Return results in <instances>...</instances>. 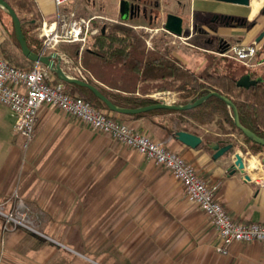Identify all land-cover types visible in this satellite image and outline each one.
Here are the masks:
<instances>
[{"label": "crops", "instance_id": "0c3cea01", "mask_svg": "<svg viewBox=\"0 0 264 264\" xmlns=\"http://www.w3.org/2000/svg\"><path fill=\"white\" fill-rule=\"evenodd\" d=\"M105 1L68 0L64 6L76 12L84 8L90 10L89 15L120 22L118 0L114 9ZM175 1L170 0L169 4L184 8V13L171 12L182 16L183 24L187 20L182 35L189 36L190 40L196 39V43H191L201 48L216 49L213 45L215 40L217 44L221 41L252 43L264 27V0H250L248 6L210 0ZM34 2L41 22L55 18L54 0ZM223 6H227V11L222 9ZM230 6L236 8L231 10ZM196 10L200 14L209 13L211 17L227 15L232 18L223 19L226 21L213 18L208 23L206 16L194 15ZM140 16L128 21L142 18L151 22ZM4 32L0 25V42L6 37ZM197 51L203 54L199 66L191 56L188 64L179 60L177 49L172 54L184 66L199 71L206 62L205 52L208 51ZM256 59H263V54ZM150 95L147 94L151 98ZM174 101L176 103V98ZM43 107L38 111L34 139L30 145L36 159L27 162L30 168L41 170L34 181L22 184L21 192L26 198L36 200V215L43 217L39 231L44 234L37 232L36 255L33 259H23V262L57 264L58 259L54 255L58 245L77 255L66 262L62 259L64 264H264V241H236L230 244L228 253H218L215 247L219 241L212 222L202 210L189 206L181 183L167 172L169 170L159 167L137 151L128 150L130 147L122 143L106 145L103 137L75 117L46 112ZM167 115L170 114L122 117L135 125H146L156 140L192 163L197 174L214 188L215 199L234 221L264 223V184L259 183L264 180V149L253 155L250 151L241 152L238 145L243 144L242 136L234 132L225 133L214 123L189 127L193 131L188 132L200 136L201 140L207 134L230 135L238 143L234 145V152L244 156L250 176V180H244L240 172L230 173L231 155L214 159L213 152L200 147L201 143L191 148L176 140L162 126L163 117ZM6 117L11 118L12 115L2 105L0 124L5 122L12 128L13 117L12 124L6 121ZM228 128L223 123L222 129ZM215 144L225 145L214 142L210 145L212 150ZM17 149L18 146H10L7 139L0 137L1 195L9 191L6 180L10 167L14 165L12 157ZM252 159L255 167L250 169ZM16 174L19 175L18 172ZM121 186L127 191H122ZM91 188L98 190L93 194L90 193ZM105 199L129 201L128 223L121 224V210L118 208L112 212L116 223L106 224L103 204L95 206L98 200ZM78 232L80 236L76 238L74 233ZM23 236L19 230L9 233L7 246Z\"/></svg>", "mask_w": 264, "mask_h": 264}, {"label": "trees", "instance_id": "16d2710c", "mask_svg": "<svg viewBox=\"0 0 264 264\" xmlns=\"http://www.w3.org/2000/svg\"><path fill=\"white\" fill-rule=\"evenodd\" d=\"M15 11L21 22V29L27 46L35 53L40 52L41 39L37 32L41 18L36 10L34 0H5ZM158 17L155 23H159ZM0 25L7 34L8 41L0 45V52L5 59L17 67L34 65L20 50L15 38L10 16L0 8ZM8 42V43H7ZM223 42V41H221ZM220 42V44H221ZM79 43L61 44L60 50L73 59L78 58ZM206 62L199 71L184 66L172 54L167 45L147 44L146 34L136 27L124 22H115L100 27L97 34L91 36L88 45L80 53L84 68L92 78L88 82L98 88L113 104L123 108H138L155 103L147 96L148 93L172 91L175 93L177 104L194 102L198 98L216 91L228 97L236 106L240 123L264 138V88L257 85L244 88L236 85L235 77L217 71L224 59L211 52L205 53ZM29 69V68H28ZM57 83L65 82L58 79ZM69 84V83H66ZM82 98L97 109L109 110L88 88L76 84ZM145 114H170L163 117L162 126L175 135L178 130L193 131L189 127L214 123L223 132H234L241 135L243 144L238 145L240 151H250L257 154L264 149L247 136L243 135L232 120L231 110L224 101L211 95L201 104L186 110L151 109L135 114H121L136 118ZM223 123L229 128L222 129ZM238 143L230 135L220 137L207 134L200 147L211 151L212 143Z\"/></svg>", "mask_w": 264, "mask_h": 264}, {"label": "built area", "instance_id": "2783aa9c", "mask_svg": "<svg viewBox=\"0 0 264 264\" xmlns=\"http://www.w3.org/2000/svg\"><path fill=\"white\" fill-rule=\"evenodd\" d=\"M67 2L68 0H54L55 18L41 22L37 32L41 39L40 53L57 52L61 65L67 69L66 71L69 70L74 76L88 81L92 76L82 65L80 53L87 46L88 39L98 33L99 27L94 24L96 19L101 17L77 15L75 10L64 6ZM160 29L165 31L163 27ZM173 36L186 43L184 40L187 38L183 35ZM68 43H79L77 59L59 50L60 44ZM190 45L194 47L193 44ZM258 47L255 41L252 43L221 42L216 49L203 50L249 66L254 62ZM48 71L40 63H34V66L29 69L17 67L10 64L0 52V104L12 115L13 130L21 136L23 149H28L33 142L34 126L39 109L43 106L56 108L81 120L91 128L111 136L169 170L181 183L188 200L202 210L212 222L219 241L215 247L218 253H228L230 244L236 241H264V223L234 221L215 199L214 188L197 174L192 163L147 134L138 132L126 123L119 122L101 110L95 109L81 96L67 92L62 83L49 82ZM161 93H165V96L169 95L170 101L174 102L173 96L168 92H157L150 96L153 100L166 99L161 97ZM259 183L264 184V180ZM0 214L5 217L6 223L12 222L14 226L31 229L19 204L14 210L0 211Z\"/></svg>", "mask_w": 264, "mask_h": 264}, {"label": "rangeland", "instance_id": "374dc122", "mask_svg": "<svg viewBox=\"0 0 264 264\" xmlns=\"http://www.w3.org/2000/svg\"><path fill=\"white\" fill-rule=\"evenodd\" d=\"M106 1H107V3H105V4L109 5L110 7H113V9L115 8L116 0H106ZM151 1H153V0H149L150 3H151ZM159 3H160V10H159L160 22L159 23H155V21H152V23H148V21L141 20L142 18L138 19V21L140 23H137L138 21H126V23L136 27L137 29L143 31L146 34V38L148 41L147 44L149 47L153 43H157L160 45L164 43L165 45L170 47V49L172 51H174L176 49L178 50L176 56L179 60L188 64V62H189L188 57L191 56L193 58V60L196 61L197 65L199 66V64L203 58V54H201L197 50H199L201 47H198L196 45H194V47L193 46L191 47V45H190L192 43H196V39L190 40L189 36H184L187 38L186 40H184V41H186V43H188V44H186V43H183L181 39H179V38H177V37H175V36H173V35H171V34L160 29V28H162V25H163L162 24L163 16L166 13L171 12L172 10L181 11V13H184V8L181 9V8H177V7L170 5L169 4L170 0H159ZM172 3H174V1H172ZM183 3H184V1H183ZM147 7H148L147 9H149L150 5H148ZM225 7H227V6H223L222 9L227 11V9ZM230 7H232V8H230L231 10H233V8H236L234 6H230ZM89 11L83 8V9H77L76 13H77V15H81V16H90L88 13ZM228 14H232V13H228ZM233 14L235 15L236 13H233ZM194 15L196 17L206 16V18H207L206 21H209V19L211 18L209 13L200 14L197 10L195 11ZM184 16H186V15H184ZM120 22H124V21H120ZM186 22H187V20L185 19L183 27L186 25ZM111 23H115V22L108 21L105 18H103V19L98 18V19H96V23L94 25L98 26L100 29V27H103L104 25H110ZM140 26H143V27H140ZM4 33H5L6 37L3 38V40L0 42V45L4 41H8L7 34H6V32H4ZM90 38L88 39V42H89ZM8 42H10V41H8ZM88 42H87V45H88ZM216 42L217 41L215 40L213 45L218 47L220 43L217 44ZM60 45H59V48H60ZM203 49H206V48L202 47V49H200V51H204ZM260 54L261 53L259 51L257 57H259ZM216 56H218V55H216ZM218 57H220V56H218ZM223 58L224 59L219 64V68H216V70L218 72L223 71L226 74H229L235 78H238L239 75H241L248 68L246 65H244L238 61H235L231 58H225V57H223ZM190 60H191V58H190ZM255 60H257V59H255ZM80 61H81V59H80ZM33 66L34 65H28L25 67L26 68H32ZM65 70H67V69H65ZM66 72L73 75V73L70 72L69 70ZM48 80L51 83H57L56 75L54 73H52L51 71H48ZM88 80H90V79H88ZM63 86L67 92L74 94V95L82 96V94L79 91H77L74 86H71V85L66 84V83H64ZM161 92H168L170 95L173 96V98L175 100V93L174 92H172V91H161ZM155 93H157V92H153L151 94H155ZM167 101L170 102V98ZM0 106H2V105L0 104ZM43 108L46 112H51V113L60 112L61 114H66V113H64L58 109L51 108L48 106H44ZM95 109H97V108H95ZM98 110H101L102 112H104L106 115L112 117L113 119H115L119 122H124L127 125H129L132 129H134L138 132L147 134L150 138L156 140L155 137L151 135V133H150V131L146 125H143L142 127L140 125H135L131 121L125 120L122 116H118L115 112H112L110 110H102V109H98ZM169 116H171V115H169ZM6 119H7L6 121H8L10 124H12V117L11 118L6 117ZM74 119H77V118H74ZM77 120L83 124H86L79 119H77ZM86 126H88L91 129V127L88 124H86ZM91 130L94 133H96L98 136L103 137V141L106 145H110V144H115V145L118 144L119 145V143H120L119 141H117L116 139L112 138L111 136H109L105 133H102L98 130H93V129H91ZM35 134H36V130H35ZM0 137H2L5 140L7 139L9 141L10 146L11 145L18 146V149L15 151V154H13V157H12V160L14 161V165H12V167H10L9 176H8V179L6 180V182L9 184V191H8V193H6L4 195L0 194V211L9 212L11 210H14V208L18 204L21 205V208L25 213V215H24L25 220L27 221L29 227L31 228V229H29V228H24V227H20V226H14L12 222L6 223L5 217L2 214H0V264H28V263H26V261L23 262V259H26V258L27 259H33V257L36 255V246H34V245H36V236L38 235L37 232L41 233V231H39V224H40V220H42L43 217L40 215H36V200L31 199V197L26 198L25 194H23L21 192V186L24 182L26 183L27 181L28 182L34 181V179H35L34 177L38 176V172L41 169L30 168L28 163L30 161H32L33 159H36V155L33 152V146L29 147L28 149L22 148V146H21L22 145V138L20 135H18L13 130V125H12V128H11V126L7 127L6 123L2 122L0 124ZM57 140L59 141V138ZM156 141H158V140H156ZM162 145H164V144H162ZM127 149L135 152V150L132 148H127ZM21 163H24V164H21ZM25 163H27V164H25ZM159 167H161V165H159ZM46 170H48V169H46ZM164 170L167 171L166 169H164ZM16 172H18L19 175L16 174ZM167 172L172 176V174L169 171H167ZM106 180H107V174H106ZM98 188H94V189L91 188L90 193L94 194L98 190ZM182 189H183V187H182ZM121 190L127 191V188L124 189V187L121 186ZM186 199H187L190 207L198 208L196 205L192 204L188 200L187 196H186ZM89 202L91 203L92 200ZM128 202L129 201L127 199H121V200H107V199H105V200H98L95 203V206L97 204L98 207H101V205L103 204L102 207L105 208V216L103 218H104L106 224H108V225L116 223V218H114L112 216V212L115 209L119 208L121 210V213H120L121 224H124V223H128V218H129L128 217ZM17 230H19L21 234L24 233V236L22 238H20L17 242H14V244H12L11 246H7L6 236L9 233H14ZM41 234H44V233H41ZM59 235L64 236V233H60ZM74 235L76 238H78L80 236L79 232L74 233ZM56 247H57V249H56L57 252L54 255V257H56L55 259H58L57 264H64L63 263L64 261L66 262V260L72 259L74 256H77L76 254L70 252L68 249H66L62 246L57 245ZM74 250H76V249H74ZM62 259H64V261Z\"/></svg>", "mask_w": 264, "mask_h": 264}, {"label": "water", "instance_id": "95a60500", "mask_svg": "<svg viewBox=\"0 0 264 264\" xmlns=\"http://www.w3.org/2000/svg\"><path fill=\"white\" fill-rule=\"evenodd\" d=\"M148 0H118V16L121 21H128L134 18H138L140 15L144 13L145 10V2ZM210 1H217L222 3H230V4H237L248 6L250 0H210ZM0 8L3 9L11 18L13 24V30L15 34V38L19 43L21 53L30 61L34 63H40L45 66L49 71L54 73L58 79L65 83L69 84H76L82 87L88 88L97 98H99L107 108L115 113L121 114H135L140 112H145L151 109H173V110H186L189 108H193L199 104H201L206 98L211 95H214L225 102L227 107L231 110L232 120L234 125L241 130L242 134L247 136L252 141L264 145V138L258 136L253 131L244 127L239 120L238 110L235 104L226 96L216 92L211 91L208 94L198 98L194 102L186 103V104H177L175 102H168L164 98H160L159 100H155V103L138 107V108H123L116 106L113 104L105 95H103L96 86L91 84L88 81H84L74 75L69 74L61 65V60L57 52L53 51L51 53L42 54V53H35L33 52L26 43V39L21 29V22L18 18L15 11L8 5L5 0H0ZM223 18L232 17L223 15ZM162 27L165 31L169 32L170 34L180 36L183 33V17L175 14L173 12H168L163 16ZM104 30V26L102 27V31ZM264 37V28L262 31L255 37V42L259 43L262 38ZM260 78L251 79L249 74H244L236 79V85L239 87L249 88L252 85H255ZM165 93H161V97H166ZM174 138L181 143L191 147L196 148L201 143L200 136L185 131V130H178L175 132ZM214 153L212 157L217 159L219 157L225 155H231V163L228 167L231 174L235 173L236 171L242 174V178L244 180H250V176L247 173V169L244 162V156L242 153L235 151L234 152V145L232 143L225 144L223 146H219L215 144L213 146Z\"/></svg>", "mask_w": 264, "mask_h": 264}, {"label": "flooded vegetation", "instance_id": "af4514ba", "mask_svg": "<svg viewBox=\"0 0 264 264\" xmlns=\"http://www.w3.org/2000/svg\"><path fill=\"white\" fill-rule=\"evenodd\" d=\"M148 5H150L149 9H147ZM159 10H160L159 0H153V1H151V3L148 0L145 2V10H144V13L142 14V17L148 18L149 22L151 20L150 23H152V21H156L157 18L159 17ZM215 16L216 17H214V16L211 17L209 19L208 23H210V21H212L213 18H220V20L226 19V18H223V16L220 17L221 15H219V16L215 15ZM223 21H226V20H223ZM262 40H264V37L262 38ZM259 51H260V53L263 54V59H260L258 61L255 59H256V56L258 55ZM256 56L254 58V62L251 65L247 66L249 69L247 68V70H245L241 75H239V77L244 75V74H249L251 79L260 78V80L255 85L264 88V41H262V43L259 44ZM235 79H237V78H235ZM255 85H252V86H255ZM252 86H250V87H252Z\"/></svg>", "mask_w": 264, "mask_h": 264}, {"label": "bare ground", "instance_id": "6f19581e", "mask_svg": "<svg viewBox=\"0 0 264 264\" xmlns=\"http://www.w3.org/2000/svg\"><path fill=\"white\" fill-rule=\"evenodd\" d=\"M169 98H170V96L168 95V96H166V100H169ZM255 161L252 159L251 161H250V165H249V168L250 169H253L254 167H255Z\"/></svg>", "mask_w": 264, "mask_h": 264}]
</instances>
